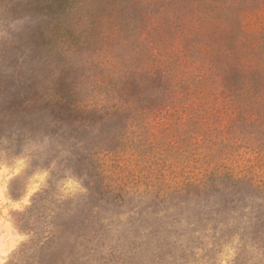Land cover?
I'll return each mask as SVG.
<instances>
[{
    "label": "rangeland",
    "instance_id": "rangeland-1",
    "mask_svg": "<svg viewBox=\"0 0 264 264\" xmlns=\"http://www.w3.org/2000/svg\"><path fill=\"white\" fill-rule=\"evenodd\" d=\"M188 1L141 10L158 54ZM114 30L103 0H0V264H264V120L167 108Z\"/></svg>",
    "mask_w": 264,
    "mask_h": 264
},
{
    "label": "trees",
    "instance_id": "trees-1",
    "mask_svg": "<svg viewBox=\"0 0 264 264\" xmlns=\"http://www.w3.org/2000/svg\"><path fill=\"white\" fill-rule=\"evenodd\" d=\"M103 1L115 27L112 33L119 40L132 43L130 32L138 29L136 59L142 67L140 71L151 74L161 70L173 103L166 104L167 108L183 109L188 116L196 109L197 116L207 119L218 113L225 126L240 120H264V28L249 30L243 22V14L263 6L264 0H189L190 11L185 12L182 28L196 37L190 39L187 50L160 54L156 44L146 41L145 21L150 18L145 13L141 23L138 21L141 10L153 12L152 6L159 0ZM150 57L151 61H145ZM143 95L141 89L138 96L141 99ZM240 179L237 174L233 177L234 181ZM34 240L25 242L18 256L26 255Z\"/></svg>",
    "mask_w": 264,
    "mask_h": 264
}]
</instances>
